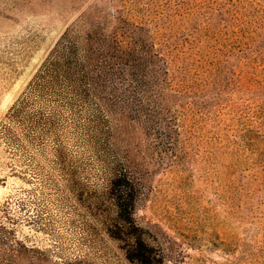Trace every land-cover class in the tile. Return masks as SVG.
Segmentation results:
<instances>
[{
    "label": "rangeland",
    "instance_id": "1",
    "mask_svg": "<svg viewBox=\"0 0 264 264\" xmlns=\"http://www.w3.org/2000/svg\"><path fill=\"white\" fill-rule=\"evenodd\" d=\"M103 15H181L211 39L220 86L192 132L171 151L138 125L115 134L161 264H264V0H0V229L46 264H131L104 231L83 129L38 78L70 28Z\"/></svg>",
    "mask_w": 264,
    "mask_h": 264
},
{
    "label": "trees",
    "instance_id": "2",
    "mask_svg": "<svg viewBox=\"0 0 264 264\" xmlns=\"http://www.w3.org/2000/svg\"><path fill=\"white\" fill-rule=\"evenodd\" d=\"M183 18L103 15L85 20L64 34L38 76L83 129L81 143L98 165L108 199L104 231L131 264L161 261L134 221L138 179L118 154L116 131L127 123L138 125L171 151L183 133L209 115L211 94L220 86L214 64L208 66L210 37L183 32ZM11 231L0 229V264H46L39 253L29 257Z\"/></svg>",
    "mask_w": 264,
    "mask_h": 264
}]
</instances>
